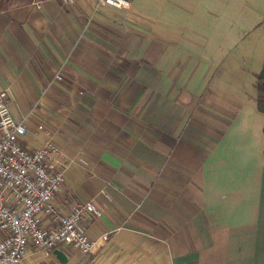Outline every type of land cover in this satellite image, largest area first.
I'll use <instances>...</instances> for the list:
<instances>
[{"label": "crops", "instance_id": "obj_1", "mask_svg": "<svg viewBox=\"0 0 264 264\" xmlns=\"http://www.w3.org/2000/svg\"><path fill=\"white\" fill-rule=\"evenodd\" d=\"M0 0V93L60 148L67 264H264V0ZM61 77V80H58ZM42 128V130L40 129ZM50 132V136L45 131ZM23 264H62L30 251Z\"/></svg>", "mask_w": 264, "mask_h": 264}, {"label": "built area", "instance_id": "obj_2", "mask_svg": "<svg viewBox=\"0 0 264 264\" xmlns=\"http://www.w3.org/2000/svg\"><path fill=\"white\" fill-rule=\"evenodd\" d=\"M98 2L130 8L128 0ZM26 120L14 117L8 94L1 92L0 264H23L32 250L48 254L72 247L83 255L103 251L112 233L92 237L88 232L89 219L100 218L102 212L91 201L75 205L68 213L56 206V196L65 183L66 164L60 163V148L52 140L36 149L22 144L28 132Z\"/></svg>", "mask_w": 264, "mask_h": 264}, {"label": "trees", "instance_id": "obj_3", "mask_svg": "<svg viewBox=\"0 0 264 264\" xmlns=\"http://www.w3.org/2000/svg\"><path fill=\"white\" fill-rule=\"evenodd\" d=\"M256 87L258 90V110L264 113V68L263 71L257 77Z\"/></svg>", "mask_w": 264, "mask_h": 264}, {"label": "water", "instance_id": "obj_4", "mask_svg": "<svg viewBox=\"0 0 264 264\" xmlns=\"http://www.w3.org/2000/svg\"><path fill=\"white\" fill-rule=\"evenodd\" d=\"M54 255L57 257V259L62 263V264H67L68 263V259L66 257V255L60 251V250H55L54 251Z\"/></svg>", "mask_w": 264, "mask_h": 264}]
</instances>
